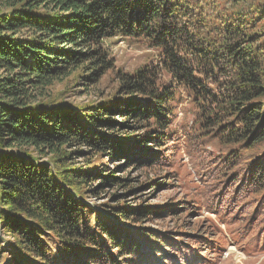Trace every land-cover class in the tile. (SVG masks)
<instances>
[{"label":"trees","instance_id":"1","mask_svg":"<svg viewBox=\"0 0 264 264\" xmlns=\"http://www.w3.org/2000/svg\"><path fill=\"white\" fill-rule=\"evenodd\" d=\"M208 4L0 0V264H196L182 235L146 225L174 208L109 202L134 188L127 168L163 162L179 139L177 87L233 192L264 198V7ZM121 40L156 62L115 67L106 43ZM107 74L112 88L87 96ZM104 186L107 201L88 203Z\"/></svg>","mask_w":264,"mask_h":264},{"label":"rangeland","instance_id":"2","mask_svg":"<svg viewBox=\"0 0 264 264\" xmlns=\"http://www.w3.org/2000/svg\"><path fill=\"white\" fill-rule=\"evenodd\" d=\"M206 1L209 11L229 17L239 14L254 17L264 7V0ZM106 44L115 67L125 71L156 62L154 53L144 45L125 40ZM111 79L107 74L97 86L87 85V96L93 92L95 100L97 87L109 91L113 86ZM75 97L81 100L84 94L77 90ZM174 105L172 121L180 137L171 144L168 157L145 168H127L129 178L135 179L134 188L129 192L119 189V195L121 190L125 194L109 198V202L121 199L134 205H154L160 211L174 208L175 213L160 212L146 225L165 230L169 237L182 235L185 244L188 243L187 247L182 244L185 247L182 253L195 259L196 264H264V198L260 192L247 188L233 192L226 179L228 168L213 157L217 151L205 132H197L199 112L181 87L175 90ZM111 194L112 188L104 186L99 198H87V202L107 201ZM123 225L129 229L133 226Z\"/></svg>","mask_w":264,"mask_h":264}]
</instances>
